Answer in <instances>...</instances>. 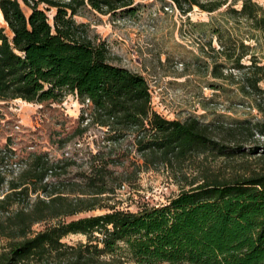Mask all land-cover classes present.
Returning <instances> with one entry per match:
<instances>
[{
    "label": "trees",
    "instance_id": "1",
    "mask_svg": "<svg viewBox=\"0 0 264 264\" xmlns=\"http://www.w3.org/2000/svg\"><path fill=\"white\" fill-rule=\"evenodd\" d=\"M158 1L185 15L196 7L210 13L225 7L227 21L245 32L228 41L218 32L224 60L215 61L212 71L224 81L229 79L224 68L231 65L241 73V93L257 102L264 64L247 41H264V8L256 0ZM138 5V0H0L9 28L0 25V101L61 102L74 94L86 107L73 137L86 132L88 126L82 124L87 122L107 127L113 141L134 133L140 150L160 160L195 152L235 156L244 148L228 146L225 134H253L251 126L166 119L152 107L145 76L113 63L108 45L92 35L88 23L76 20L85 10L131 14ZM49 11H54L52 19ZM216 127L226 129L221 139L213 135ZM16 154L9 145L0 147V192L8 185L0 213H9L19 236L43 220L93 210L108 192L103 174L82 183L66 180L62 160H52L47 153ZM8 163L22 165L9 179L1 169ZM194 185L164 205L85 217L25 238L15 243L11 258L1 256L0 261L26 264L35 255L59 251L64 236L83 233L96 243L73 249L69 264H100L97 259L104 255L126 256L135 264H264V173Z\"/></svg>",
    "mask_w": 264,
    "mask_h": 264
},
{
    "label": "rangeland",
    "instance_id": "2",
    "mask_svg": "<svg viewBox=\"0 0 264 264\" xmlns=\"http://www.w3.org/2000/svg\"><path fill=\"white\" fill-rule=\"evenodd\" d=\"M256 1L264 8V0ZM138 3L131 14L85 10L76 20L88 23L92 35L108 45L113 63L145 76L151 89L152 107L166 119L183 122L196 118L211 125L224 123L225 128L242 122L253 128V134L238 133L236 138L225 134L226 138L222 139L228 146L244 148L232 157L195 152L166 161L140 150L134 133L113 141L109 140L111 133L107 127L84 122L82 126H88L86 132L73 137L86 107L77 95L69 94L61 102L0 101V147L9 145L19 157L33 152L47 153L52 160H62L67 166L62 178L82 183L92 175L103 174L108 187V192L100 196L97 208L35 223L25 237L14 232L9 213H0L3 228L0 258H11L18 241L73 220L115 210L139 212L168 203L193 183L264 173L261 132L264 131V81L256 102L241 93L238 83L241 73L231 65L224 68V74L229 76L224 81L217 79L212 71L215 61L224 60L219 53L218 32L228 41L242 37L245 30L240 31L233 21H227L223 15L225 7L213 13L196 7L185 15L158 0H138ZM25 10L28 11L26 7ZM48 14L52 19L54 11ZM0 25L9 32L8 24L1 18ZM247 43L256 47L264 64V41L258 45L255 40ZM249 59V56L245 58L244 63L249 64ZM225 128L216 127L213 135L221 139ZM1 169L9 179L20 173L22 165L8 163ZM7 190L5 185L0 198ZM60 241L59 251L35 255L26 264H69L74 257L73 249L96 243L83 233H70ZM97 260L100 264H135L126 256L104 255Z\"/></svg>",
    "mask_w": 264,
    "mask_h": 264
},
{
    "label": "bare ground",
    "instance_id": "3",
    "mask_svg": "<svg viewBox=\"0 0 264 264\" xmlns=\"http://www.w3.org/2000/svg\"><path fill=\"white\" fill-rule=\"evenodd\" d=\"M0 18L4 21V17H3L1 9H0Z\"/></svg>",
    "mask_w": 264,
    "mask_h": 264
}]
</instances>
